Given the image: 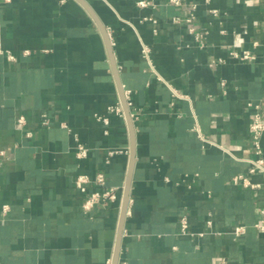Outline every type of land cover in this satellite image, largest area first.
<instances>
[{"label": "crops", "instance_id": "1", "mask_svg": "<svg viewBox=\"0 0 264 264\" xmlns=\"http://www.w3.org/2000/svg\"><path fill=\"white\" fill-rule=\"evenodd\" d=\"M82 1L107 30L123 92L78 0H0V44L16 57L0 55V264H113L131 165L127 90L135 150L117 264H264L254 227L264 177L247 162L248 103L264 118V0ZM192 5L202 43L184 21ZM117 102L124 117L107 111ZM260 143L264 159V132ZM100 171L118 199L83 211L75 177ZM238 174L259 187L234 184Z\"/></svg>", "mask_w": 264, "mask_h": 264}, {"label": "built area", "instance_id": "2", "mask_svg": "<svg viewBox=\"0 0 264 264\" xmlns=\"http://www.w3.org/2000/svg\"><path fill=\"white\" fill-rule=\"evenodd\" d=\"M5 1L8 2L10 0H5ZM62 1H65V0H61V2ZM206 1H209V0H206ZM170 2L175 5L181 4L180 0H170ZM137 5L143 7L147 5V2L145 0H138ZM194 9H195V6L192 5L187 16L184 18V21L188 24V32L194 36L195 40H197L199 43H202L204 33L196 30V27L194 26V20H195ZM210 12L213 15L217 14L216 9H210ZM151 21L153 23H156L155 20L151 19ZM174 21L178 22L179 18H175ZM141 53L146 59L149 60V50L146 46L142 47ZM0 55H4L10 61H16V57L11 52L4 50L1 44H0ZM231 55L233 57L240 58V59H248L251 57L248 53H244L243 55L240 56L235 51L232 52ZM217 61L222 62L223 60L218 59ZM124 94H125V99L127 100L129 91L128 90L124 91ZM248 105L252 108L249 130H250L251 139H252L253 146H254V153H255V156L253 158L247 159V162L249 163L248 172L250 174L259 172L264 177V159L261 156L262 150H261V143H260L261 136L264 132V118L259 111L258 103L249 102ZM107 111L116 116L124 117V110H123L122 105L119 102L109 105L107 107ZM95 118L96 120L102 121L104 123L108 122L107 118L100 114H95ZM24 123H25V118L23 116H20L17 119V125L21 128L24 125ZM41 124L43 126H48L50 124L49 117L46 114L42 115ZM63 126L66 127L64 124ZM30 134H31L30 132H26V136H30ZM122 151L123 149L121 148H115V149L108 150L105 162L108 163L109 158L111 156H113L116 153L122 152ZM1 154H3V151H0V155ZM86 155H87V148H85L81 144H78L76 156L78 158H83ZM232 182L234 184H241L243 187H249L252 189L259 187V184L252 183L249 180V178L243 174H238L234 176L232 178ZM74 183H75L76 188L79 190V192L87 194L86 198L84 199L82 203L83 211L90 212L95 206H98V205L107 206L109 203H113L118 199L119 188L114 187V186H107L105 175L101 171L97 172L93 178L86 174H79L75 177ZM89 185H94L97 188L93 191H89L88 190ZM4 210H6V206H4ZM180 223H181V231L183 233H186L187 231L186 218L182 217ZM254 227L260 232H264V220H261L257 222L256 224H254ZM245 230H246V227L244 225H237L233 228L232 233L235 236H240L245 232Z\"/></svg>", "mask_w": 264, "mask_h": 264}, {"label": "water", "instance_id": "3", "mask_svg": "<svg viewBox=\"0 0 264 264\" xmlns=\"http://www.w3.org/2000/svg\"><path fill=\"white\" fill-rule=\"evenodd\" d=\"M81 4H83L88 11L90 12L91 16L94 18V20L96 21L108 48V53L110 56V60L112 62V66L116 75V79L120 88V91L123 92L122 86L120 84L119 78H118V71H117V66L115 64V58H114V54H113V48L111 45V41L109 38V35L107 33V30L105 28V26L98 20V18L95 16L94 12L91 11L82 0H78ZM122 103L124 106V110H125V115L129 124V129H130V133H131V165L128 171V175H127V179H126V183H125V187H124V194H123V200H122V206H121V214H120V221H119V227H118V233H117V242H116V250H115V256H114V262L113 264H117V259H118V250L120 247V240H121V234H122V230H123V225H124V220H125V213H126V209H127V204H128V199H129V190H130V183H131V175H132V170H133V161H134V150H135V138H134V128H133V124L131 121V117H130V113H129V109L127 107L126 104V100L124 99L123 95H122Z\"/></svg>", "mask_w": 264, "mask_h": 264}]
</instances>
